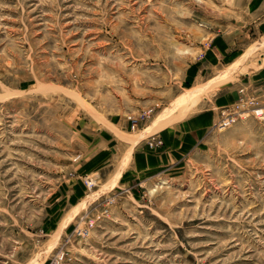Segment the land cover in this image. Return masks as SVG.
Masks as SVG:
<instances>
[{
	"label": "rangeland",
	"instance_id": "374dc122",
	"mask_svg": "<svg viewBox=\"0 0 264 264\" xmlns=\"http://www.w3.org/2000/svg\"><path fill=\"white\" fill-rule=\"evenodd\" d=\"M230 8L0 0V264L59 251L73 264H264V40L194 67ZM230 88L236 100L213 107ZM189 91L195 105L160 116ZM251 100L262 114L243 110ZM206 113L176 161L125 170L138 146L164 148L166 125Z\"/></svg>",
	"mask_w": 264,
	"mask_h": 264
},
{
	"label": "crops",
	"instance_id": "0c3cea01",
	"mask_svg": "<svg viewBox=\"0 0 264 264\" xmlns=\"http://www.w3.org/2000/svg\"><path fill=\"white\" fill-rule=\"evenodd\" d=\"M230 5L232 22L213 35L210 43L201 52L203 64L194 67L215 69L232 64L252 45L250 39H255L256 42L264 40V0H230ZM259 61L262 63V60ZM259 77L264 78V69L260 71ZM234 90L230 88L215 96L213 107L234 102L236 100ZM210 119H214V115L206 113L202 117H188L183 122L166 125L163 128L164 148L160 152H154L144 146H138L125 170L149 173L176 161L184 150L198 143L206 126L210 124Z\"/></svg>",
	"mask_w": 264,
	"mask_h": 264
},
{
	"label": "built area",
	"instance_id": "2783aa9c",
	"mask_svg": "<svg viewBox=\"0 0 264 264\" xmlns=\"http://www.w3.org/2000/svg\"><path fill=\"white\" fill-rule=\"evenodd\" d=\"M250 102L251 104H253V106L243 110H248L258 115L263 113V108L259 105V103L256 100H251ZM229 123H231V119L230 118L225 119L224 122L221 124V127L227 126ZM158 143H162V140L159 139ZM91 225H93V222H91ZM73 263L74 261L72 256L66 253L65 251H59L58 253H56L52 262V264H73Z\"/></svg>",
	"mask_w": 264,
	"mask_h": 264
},
{
	"label": "bare ground",
	"instance_id": "6f19581e",
	"mask_svg": "<svg viewBox=\"0 0 264 264\" xmlns=\"http://www.w3.org/2000/svg\"><path fill=\"white\" fill-rule=\"evenodd\" d=\"M233 77H231V78H228V79H225V80H222V81H220V82H218V84L219 83H224V82H226V81H228V80H230V79H232ZM218 87V86H217ZM189 95H192L191 94V92L189 91V94H183L182 96H180L179 98H177V100H175L174 101V103H173V105H170L169 107L170 108H168L167 110H165L160 116H163L164 118H166V120H169L170 119V113H169V111L170 110H172L173 108H178L179 110H181L182 112L184 111V110H186V108H185V106L186 105H188V103H189V107L191 106V105H195L197 102H198V99H196V98H194L193 96H189ZM178 106H180V107H178ZM147 133H150V130L147 132ZM143 134V133H142ZM136 138V137H135ZM140 137L138 136L137 137V139H135L134 141H133V143H136L137 141H138V139H139ZM128 154V153H127ZM129 156V155H128ZM128 162V161H127ZM126 162V163H127ZM126 165V164H125ZM123 168V167H122ZM121 168V169H122ZM120 169V170H121ZM117 180V179H116ZM111 183V182H110ZM114 183V182H113ZM112 184V183H111Z\"/></svg>",
	"mask_w": 264,
	"mask_h": 264
}]
</instances>
